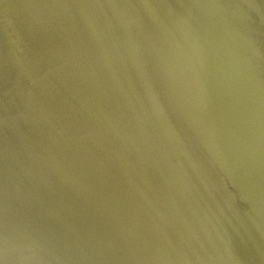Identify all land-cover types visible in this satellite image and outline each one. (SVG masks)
<instances>
[{"label":"water","instance_id":"obj_1","mask_svg":"<svg viewBox=\"0 0 264 264\" xmlns=\"http://www.w3.org/2000/svg\"><path fill=\"white\" fill-rule=\"evenodd\" d=\"M0 264H264V0H0Z\"/></svg>","mask_w":264,"mask_h":264}]
</instances>
